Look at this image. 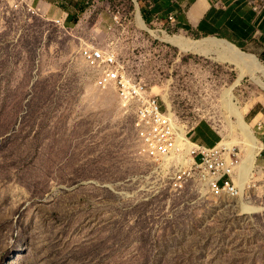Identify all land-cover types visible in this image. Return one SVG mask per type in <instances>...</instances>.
Segmentation results:
<instances>
[{
  "label": "rangeland",
  "instance_id": "obj_1",
  "mask_svg": "<svg viewBox=\"0 0 264 264\" xmlns=\"http://www.w3.org/2000/svg\"><path fill=\"white\" fill-rule=\"evenodd\" d=\"M27 1L0 0V264H264V154L242 196L261 210L243 213L239 196L200 187L194 168L147 155L131 109L80 51L114 53L190 142L226 147L230 136L226 148L243 161L222 107L236 67L165 43L209 38L146 21L139 9L157 37L141 29L133 0L64 1L62 26ZM231 95L253 130L264 91L244 77Z\"/></svg>",
  "mask_w": 264,
  "mask_h": 264
},
{
  "label": "built area",
  "instance_id": "obj_2",
  "mask_svg": "<svg viewBox=\"0 0 264 264\" xmlns=\"http://www.w3.org/2000/svg\"><path fill=\"white\" fill-rule=\"evenodd\" d=\"M248 1L251 3L257 1L264 5V0ZM53 22L62 26L60 20ZM80 57L86 62L100 65L102 78L99 84L111 86L125 107L131 109L147 155L153 159L156 157V162L163 166L173 163L175 166L194 168L198 185L207 191L231 198L238 196L235 179L238 178L241 158L234 155L232 149L217 145L207 147L198 143L185 148L184 141L179 138L178 122L168 114L144 83L136 81L120 70L114 53L83 47ZM253 130L261 143V150L257 156L260 157L264 154V118L254 123ZM184 136L187 137L186 134Z\"/></svg>",
  "mask_w": 264,
  "mask_h": 264
},
{
  "label": "crops",
  "instance_id": "obj_3",
  "mask_svg": "<svg viewBox=\"0 0 264 264\" xmlns=\"http://www.w3.org/2000/svg\"><path fill=\"white\" fill-rule=\"evenodd\" d=\"M67 1L80 7L83 0H28L27 4L51 21L64 25ZM142 17L198 37L217 38L264 57V5L248 0H137ZM242 51V50H241ZM247 53V52H245ZM250 54L255 57L254 54ZM257 58V57H256ZM258 59V58H257ZM217 145V144H216ZM211 147V146H208Z\"/></svg>",
  "mask_w": 264,
  "mask_h": 264
},
{
  "label": "bare ground",
  "instance_id": "obj_4",
  "mask_svg": "<svg viewBox=\"0 0 264 264\" xmlns=\"http://www.w3.org/2000/svg\"><path fill=\"white\" fill-rule=\"evenodd\" d=\"M135 8H136V14H135L136 24L141 29L145 31H149L144 21L141 18V15L138 11L136 3H135ZM150 33L155 35L153 31ZM155 39L159 40L158 38H155ZM162 39L165 41V43L167 42L171 45H174L184 52L206 55V57H212V59L215 60L216 62H218L217 59H219V61L221 60L222 62L232 64L236 67L239 73V77L236 80L232 90L228 88L224 91L222 95V107L227 112L229 118L235 120V122H233L232 124V130H236L239 132V134L241 135L244 141L245 147H246V156L244 157L243 161L241 159L242 162H240V165L238 166V178L235 179V184L238 188V196L240 199V209L243 213H248V214L260 211L261 210L260 208L254 207L244 202L242 200V196H243L244 190L249 188L251 185V184L247 185L245 189V186L247 182L249 181V179L251 178L253 171L255 169V160L261 148L258 143L259 140L255 138L252 128L249 126L248 123L245 122L242 113L240 112L237 104L234 101V98L231 95V91H233V89L236 88L240 84V82L242 81L244 77H249L253 83L258 85L264 91V66L261 65L259 59H257L256 56H255L256 59H254L253 58L254 56L251 57L247 53L241 51L240 49L236 48L231 43L226 42L224 40H220L216 38H209L207 40H191V39H186L184 37H181V36L179 37L176 35L174 36L163 35ZM203 53H206V54H203ZM101 74L102 73L100 72V79L102 78ZM101 87L103 89H107L111 86L104 85ZM121 102L125 106L122 100ZM167 110H168V114L171 116L172 114L168 106H167ZM177 128L179 131V138L184 141L185 148L189 146L190 144H195L193 142H190L188 139L186 140L187 137L185 138L184 136L186 134V130L184 126L182 125L177 126ZM229 140H230V136L226 137L225 139L226 147H230L232 144ZM218 146H222V145H218ZM223 147L225 149H229V148H226L225 146ZM156 159L157 158L155 157L154 160L156 161Z\"/></svg>",
  "mask_w": 264,
  "mask_h": 264
},
{
  "label": "water",
  "instance_id": "obj_5",
  "mask_svg": "<svg viewBox=\"0 0 264 264\" xmlns=\"http://www.w3.org/2000/svg\"><path fill=\"white\" fill-rule=\"evenodd\" d=\"M135 1V3H136V6H137V8H138V4H137V2H136V0H134ZM138 11H139V8H138ZM215 38V37H214ZM217 39V38H216Z\"/></svg>",
  "mask_w": 264,
  "mask_h": 264
},
{
  "label": "trees",
  "instance_id": "obj_6",
  "mask_svg": "<svg viewBox=\"0 0 264 264\" xmlns=\"http://www.w3.org/2000/svg\"><path fill=\"white\" fill-rule=\"evenodd\" d=\"M244 52V51H243Z\"/></svg>",
  "mask_w": 264,
  "mask_h": 264
}]
</instances>
